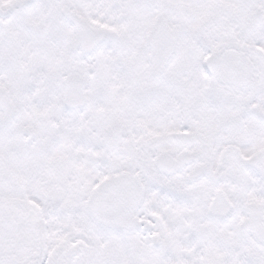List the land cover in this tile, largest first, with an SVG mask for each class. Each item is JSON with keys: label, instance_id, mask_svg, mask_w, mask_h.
I'll return each instance as SVG.
<instances>
[{"label": "snow or ice", "instance_id": "obj_1", "mask_svg": "<svg viewBox=\"0 0 264 264\" xmlns=\"http://www.w3.org/2000/svg\"><path fill=\"white\" fill-rule=\"evenodd\" d=\"M0 264H264V0H0Z\"/></svg>", "mask_w": 264, "mask_h": 264}]
</instances>
